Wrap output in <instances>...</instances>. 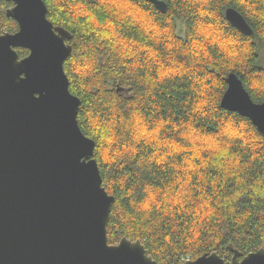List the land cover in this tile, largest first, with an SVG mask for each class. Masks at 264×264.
<instances>
[{"label":"trees","instance_id":"1","mask_svg":"<svg viewBox=\"0 0 264 264\" xmlns=\"http://www.w3.org/2000/svg\"><path fill=\"white\" fill-rule=\"evenodd\" d=\"M162 1L165 12L145 0H43L47 19L72 36L63 69L80 100L79 128L95 142L103 187L115 199L108 243L140 240L159 264L210 251L230 260V244L243 258L264 248V135L220 100L234 73L253 102L264 101L249 88L264 80V0ZM227 8L252 35L228 23ZM197 10L236 40L238 63L215 47L184 55L196 22L209 21ZM143 203L147 210L138 211Z\"/></svg>","mask_w":264,"mask_h":264},{"label":"water","instance_id":"2","mask_svg":"<svg viewBox=\"0 0 264 264\" xmlns=\"http://www.w3.org/2000/svg\"><path fill=\"white\" fill-rule=\"evenodd\" d=\"M145 1L166 10L162 0ZM17 3L8 15L21 32L0 38V264H159L140 240L108 243L115 199L103 187L95 142L79 128L80 100L64 73L71 33L47 19L43 0ZM225 18L253 34L235 9ZM18 49L29 53L20 58ZM225 83L220 107L264 135V101L253 102L234 73ZM228 249L230 260L210 251L182 264H264V248L243 258Z\"/></svg>","mask_w":264,"mask_h":264},{"label":"clouds","instance_id":"3","mask_svg":"<svg viewBox=\"0 0 264 264\" xmlns=\"http://www.w3.org/2000/svg\"><path fill=\"white\" fill-rule=\"evenodd\" d=\"M17 7V0H0V38H3L5 35L16 36L21 32V25L19 21L16 18L8 15L9 12L14 11L17 9ZM142 14L145 16L148 15V13ZM197 14L202 17H209V21L205 23L204 20L201 19L196 22L193 32V42L184 55H192L194 58L203 57L211 54L207 51L209 48L215 47V54L218 55L222 60L238 63L240 52L237 51L238 46L236 40L233 37L226 36L216 30L210 12L200 13L199 10H197ZM12 19H15L18 22V26L11 30L4 27V23ZM14 48L15 47H12L13 52H15ZM17 62L19 61L17 60ZM249 88L255 90L258 93L264 92V80H253L250 83ZM249 187L253 192L259 193L260 191V189H258L255 184L250 185ZM144 192L147 200L152 199V193L147 192V189H145ZM147 208V203H143L142 207L138 209V211L143 212L146 211Z\"/></svg>","mask_w":264,"mask_h":264},{"label":"rangeland","instance_id":"4","mask_svg":"<svg viewBox=\"0 0 264 264\" xmlns=\"http://www.w3.org/2000/svg\"><path fill=\"white\" fill-rule=\"evenodd\" d=\"M262 64L264 65V61L262 62Z\"/></svg>","mask_w":264,"mask_h":264},{"label":"flooded vegetation","instance_id":"5","mask_svg":"<svg viewBox=\"0 0 264 264\" xmlns=\"http://www.w3.org/2000/svg\"><path fill=\"white\" fill-rule=\"evenodd\" d=\"M29 53V52H28ZM28 55V54H27Z\"/></svg>","mask_w":264,"mask_h":264}]
</instances>
